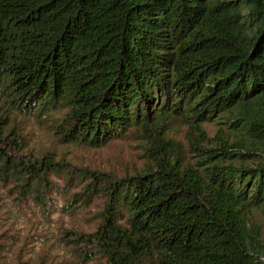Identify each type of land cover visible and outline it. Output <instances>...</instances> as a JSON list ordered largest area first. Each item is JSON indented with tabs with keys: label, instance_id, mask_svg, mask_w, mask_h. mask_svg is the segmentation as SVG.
<instances>
[{
	"label": "trees",
	"instance_id": "obj_1",
	"mask_svg": "<svg viewBox=\"0 0 264 264\" xmlns=\"http://www.w3.org/2000/svg\"><path fill=\"white\" fill-rule=\"evenodd\" d=\"M57 107L64 142L138 131L150 164L114 177L34 155L12 113ZM174 119L199 137L190 159L165 147ZM207 120L234 138L201 147ZM53 174L85 178L74 203L104 198L91 230L62 232L78 260L264 264L248 223L264 209V0H0V184L47 213Z\"/></svg>",
	"mask_w": 264,
	"mask_h": 264
},
{
	"label": "rangeland",
	"instance_id": "obj_2",
	"mask_svg": "<svg viewBox=\"0 0 264 264\" xmlns=\"http://www.w3.org/2000/svg\"><path fill=\"white\" fill-rule=\"evenodd\" d=\"M65 112L64 107L52 109L45 117L13 112L9 127L13 124L26 138L27 150L34 155L52 152L57 159L77 169L121 177L138 173L150 164L148 153L151 145L148 138L138 131L122 132L93 146L64 142L57 130L60 124L67 126ZM218 121L203 122L202 128L208 140L200 141L201 147L208 146L210 141L215 143L234 138L232 132ZM164 137L168 152L186 159L191 158V146L199 138L179 119L167 124ZM51 180L59 192L50 194L52 206L47 213L31 199L23 200L14 189L0 184V264H96L92 260H78L61 235L67 230H91L97 222V212L104 198L97 194L88 201L81 199L74 203L67 196L81 190L85 178L79 182L72 179L68 185L61 175L53 174ZM248 223L260 242H264V209L252 210Z\"/></svg>",
	"mask_w": 264,
	"mask_h": 264
}]
</instances>
